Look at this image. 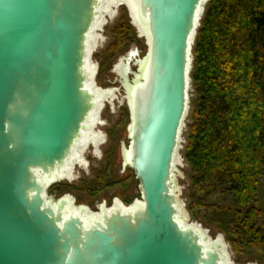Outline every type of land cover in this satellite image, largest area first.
I'll use <instances>...</instances> for the list:
<instances>
[{"label": "water", "instance_id": "95a60500", "mask_svg": "<svg viewBox=\"0 0 264 264\" xmlns=\"http://www.w3.org/2000/svg\"><path fill=\"white\" fill-rule=\"evenodd\" d=\"M136 1L146 66L138 63V84L122 80L136 85L126 149L143 204L101 210L88 225L65 215L69 195L46 192L97 118L85 66L103 1L0 0V264H224L221 243L207 247L208 236L178 220L174 174L210 0Z\"/></svg>", "mask_w": 264, "mask_h": 264}, {"label": "trees", "instance_id": "16d2710c", "mask_svg": "<svg viewBox=\"0 0 264 264\" xmlns=\"http://www.w3.org/2000/svg\"><path fill=\"white\" fill-rule=\"evenodd\" d=\"M193 56L184 150L191 212L203 205L199 194L207 199L220 189L232 206L216 214L234 247L264 249V229L256 226L261 213L253 205L264 176V0H210Z\"/></svg>", "mask_w": 264, "mask_h": 264}, {"label": "rangeland", "instance_id": "374dc122", "mask_svg": "<svg viewBox=\"0 0 264 264\" xmlns=\"http://www.w3.org/2000/svg\"><path fill=\"white\" fill-rule=\"evenodd\" d=\"M116 6L111 7V11L105 14L104 24L100 27L99 36L96 39V49L91 55V61L97 67L94 81L100 88L111 91V100L105 103L97 116L99 120L93 129L96 137L94 138L95 143L91 140L85 148L89 151L87 150L88 152L82 155L81 161L88 162L83 168L75 166L76 169L74 168L69 176H66L56 187L52 185L48 188L46 194L51 200L69 195L77 206L88 208L94 213L101 212L103 206L111 207L115 200L125 206L142 201L139 181L134 170L124 161V149L128 147L130 141L128 131L131 123V110L126 87L117 72V67L122 62L129 66L127 80L134 82L138 63L147 55L148 40L134 23L129 6ZM110 47H113L112 51L107 55L106 51ZM189 95V109L183 122L178 146L180 163L178 165L175 163L174 169L175 192L180 200L183 213L186 214L190 224L199 227L210 239H221L225 243L233 264H264L263 248L243 252L235 248L229 239L228 230L216 212L220 208L226 209L232 206V202L221 193L220 189L207 199L204 194H199L203 205L193 213L191 212L190 205H195L194 190L191 189V169L185 160L184 150L187 144L188 124L191 121L194 98L192 80ZM92 152H100V154L94 158ZM253 205L261 213L256 226L264 229V176L259 184Z\"/></svg>", "mask_w": 264, "mask_h": 264}, {"label": "bare ground", "instance_id": "6f19581e", "mask_svg": "<svg viewBox=\"0 0 264 264\" xmlns=\"http://www.w3.org/2000/svg\"><path fill=\"white\" fill-rule=\"evenodd\" d=\"M102 7L100 8V15L99 17L96 19V22L93 25L92 31L90 33L89 36V40H88V45H87V60H86V71L88 73V80H87V86L92 89L93 91H95L97 93V97H98V110H97V116L99 115V113L101 112L102 108H104V105L106 102L109 101V99L111 100V91L110 90H104L102 88H100L99 86L96 85L94 79L96 77V73H97V67L94 63H92L91 61V55L92 53L95 51L96 49V39L99 36V29L100 27H102V25L104 24V17L105 14L109 11H111V7H114L116 5H128L132 16H133V20L134 23L137 25V27L140 29L141 33L143 35H145L147 37L148 40V34L146 31V22L143 21L138 13V4L136 0H102ZM117 7V6H116ZM115 13V12H114ZM113 14V13H112ZM114 15V14H113ZM106 18V17H105ZM140 66L142 67V69L145 68L146 66V59H141L139 61ZM129 71H130V67L127 65H124V62H122L118 67H117V72L120 74L121 78H128L129 76ZM138 76V75H137ZM139 77L136 79V84L139 83ZM125 83V82H124ZM126 85V83H125ZM136 89V85L135 84H130L129 86L126 85V95L128 97V102L131 101V96L134 92V90ZM115 96V95H114ZM112 96V97H114ZM95 113H93L90 117V120H88L87 126L88 129L87 131L83 132V136L81 139V143L80 145L75 149L74 154L72 155V157L69 159L67 167L65 169V171L63 172V174L61 175V177H54L52 179V181H50V183L48 184V187H51V185L53 183L56 182H61L63 181V179H65L66 176H69L72 173V170L75 168L76 164L78 163L77 160H80L79 164H81V157L84 154V152H86L87 150H85V148H87V144L92 140L93 143H95L94 138H96L94 135V126L97 123V121L99 120L98 117L94 119L93 115ZM101 135V133H100ZM99 139V138H98ZM96 141H98L96 139ZM95 145V144H94ZM124 156H125V163L126 165L130 162V157H129V151L126 149H124ZM182 161V160H181ZM175 163L176 165H178L180 163L179 160V150L178 153L176 155L175 158ZM70 179V178H69ZM72 205L70 207H68V210H66L65 215L68 216L71 212L74 213L75 215H79V216H83L82 218H84V220L86 221V223L88 225L91 224V222L95 219V217L97 215L100 214V212L94 213L92 212L90 209L86 208L87 210V214L85 215V211L83 212V207L82 206H77L76 203L74 202V200L72 199ZM135 204L137 206H140L143 204V201H137L134 202L133 204L129 205V206H125L123 203H121L118 200L114 201V204L111 207L105 208L104 206L102 207V210H106L107 212H112L114 211L116 208H120L123 211H128L129 209H132L135 207ZM55 205V204H54ZM181 214L180 216H178V220L183 223L185 226L188 227H193L196 230H198L201 234V237L203 239H205L204 237H207V234L201 230L199 227H197L196 225H192L188 222V218L186 216L185 213H183V209L181 210ZM84 214V215H83ZM206 245L207 247L213 246L216 243H221L223 245V249H224V255H225V260H224V264H233L230 260L229 257V253L227 252L226 249V245L225 243L219 239V240H212V239H205Z\"/></svg>", "mask_w": 264, "mask_h": 264}]
</instances>
